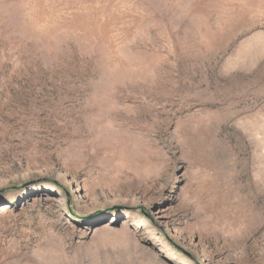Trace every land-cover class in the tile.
<instances>
[{
    "label": "rangeland",
    "instance_id": "rangeland-1",
    "mask_svg": "<svg viewBox=\"0 0 264 264\" xmlns=\"http://www.w3.org/2000/svg\"><path fill=\"white\" fill-rule=\"evenodd\" d=\"M0 264H264V0H0Z\"/></svg>",
    "mask_w": 264,
    "mask_h": 264
},
{
    "label": "bare ground",
    "instance_id": "bare-ground-1",
    "mask_svg": "<svg viewBox=\"0 0 264 264\" xmlns=\"http://www.w3.org/2000/svg\"><path fill=\"white\" fill-rule=\"evenodd\" d=\"M111 204H112V205L115 204V200H114V199L111 200Z\"/></svg>",
    "mask_w": 264,
    "mask_h": 264
}]
</instances>
